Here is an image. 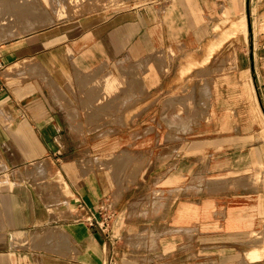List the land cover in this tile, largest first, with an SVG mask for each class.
I'll list each match as a JSON object with an SVG mask.
<instances>
[{
  "label": "crops",
  "instance_id": "crops-1",
  "mask_svg": "<svg viewBox=\"0 0 264 264\" xmlns=\"http://www.w3.org/2000/svg\"><path fill=\"white\" fill-rule=\"evenodd\" d=\"M247 3L249 35H212L246 29ZM0 58V264H264V0H150L0 42ZM130 66L136 120L68 119L78 77L125 87ZM123 157L136 182H118ZM78 200L113 213L112 243Z\"/></svg>",
  "mask_w": 264,
  "mask_h": 264
},
{
  "label": "rangeland",
  "instance_id": "rangeland-1",
  "mask_svg": "<svg viewBox=\"0 0 264 264\" xmlns=\"http://www.w3.org/2000/svg\"><path fill=\"white\" fill-rule=\"evenodd\" d=\"M63 1L64 2H62V0L61 2L60 0L59 1L0 0V42L9 41L26 34L38 32L49 26L56 25L66 20L87 17L98 12L100 15H103L106 10L107 11L110 9L123 10L130 6H137L140 4H144L147 1L149 2L150 0H63ZM78 1L80 2L75 3ZM38 3L39 6L41 5V8L37 6ZM58 5H60V7L62 6L63 9L62 7L61 8L57 7ZM64 5H66V7H64ZM42 6L45 8L42 9ZM72 6L73 7L75 6L77 8L74 7L73 9ZM67 7H69V11ZM28 9L30 11L29 13H27ZM38 9L39 10L42 9V10L38 12ZM63 10H66L67 13ZM42 14L46 16L42 17ZM34 16L36 17V19L38 17L39 21L36 20ZM51 18L52 20H49ZM10 19L11 21H9ZM233 21L234 20L216 22L212 30V35L215 37L222 36L228 38L239 35H245V36L249 35V27L247 23H246V29H239V31H237L236 33L233 34L230 33L229 31H231L230 28ZM33 24L35 25L32 26ZM9 25H18V27L10 28ZM160 55H161L159 57L160 59L161 58L166 59L165 53H161ZM168 55H169L168 61L170 62L169 64H172L171 60L174 59L173 56L174 54L171 51ZM155 61L156 59L153 62ZM130 68L131 66L127 71L125 70V73H123L125 75V80L127 84L125 87L123 86V84L122 85L114 84L116 85L115 88L114 85L109 83L112 78L114 79V77L112 75V72H109L108 70H104V69H100L90 74L89 76L78 77V79L75 81V85L73 86L72 91L70 92V99H68L69 101L68 104H71L74 107L64 108L63 110L67 114L68 119L85 120L83 125V129H84L83 131L85 133L91 132L98 128L102 129L104 127H107L105 123H102L103 121L107 122L109 117L118 118L119 116L123 115L124 112H127L132 122L136 120V118L139 116L141 111L140 95L142 93L141 91L142 85L139 78V72L137 71L132 72L130 71ZM108 86L110 89L108 88ZM96 121H100L101 124H94L92 126V124ZM104 134H106V132ZM125 158L123 157L122 159H120L118 165L116 164L117 169L120 170V172L119 171L116 172L118 182L123 183L125 180L127 182H136L139 178V173L135 171L125 170V166L128 167L126 163L130 164L129 157L127 159ZM105 166L106 164L102 165L101 167H105ZM34 174L35 173L32 171L31 172L28 171L27 177L28 178L37 177L43 179V177L46 176V174L44 175L43 172H39V171H36V174L35 175ZM58 175H60V173H58ZM14 176L16 177L18 176L19 179H22V175L15 174ZM193 181L195 182V185H192L193 187L186 189V191L195 194L203 192L205 183L203 181L202 176L195 177ZM69 215L71 216V213H69ZM119 239L120 238H117V240ZM157 242L153 240V245L155 246ZM199 256H202V254L195 255L196 257L195 260L197 261L202 260V257Z\"/></svg>",
  "mask_w": 264,
  "mask_h": 264
},
{
  "label": "built area",
  "instance_id": "built-area-1",
  "mask_svg": "<svg viewBox=\"0 0 264 264\" xmlns=\"http://www.w3.org/2000/svg\"><path fill=\"white\" fill-rule=\"evenodd\" d=\"M5 69V64L0 58V73ZM78 208L84 212L85 221L90 227L97 228L101 233L106 235L107 240L112 243L111 228L113 224V213L108 208L101 207L98 210L93 209L85 202L78 200ZM110 260H113L111 257Z\"/></svg>",
  "mask_w": 264,
  "mask_h": 264
},
{
  "label": "bare ground",
  "instance_id": "bare-ground-1",
  "mask_svg": "<svg viewBox=\"0 0 264 264\" xmlns=\"http://www.w3.org/2000/svg\"><path fill=\"white\" fill-rule=\"evenodd\" d=\"M57 1H59V0H57ZM60 2H61V0H60ZM62 2H64V1L62 0ZM67 2H68V1H67ZM73 2H74V1H73ZM79 2H80V1L75 2V3H79ZM49 3H50V1H49ZM56 3H58V2H56ZM69 3H70V1H69ZM62 4H63V3H62ZM65 4H66V1H65ZM68 5H69V4H68ZM37 6H39V3H38ZM55 6H56V5H55ZM76 6H77V5H76ZM78 6H79V5H78ZM39 7L41 8V5H40ZM57 7H60V5H58ZM61 7H62V6H61ZM61 7H60V8H61ZM64 7H66V5H64ZM72 7H73V6H72ZM74 7H75V6H74ZM74 7H73V9H74ZM43 8H45V7L42 6V9H43ZM70 8H71V7H70ZM75 8H77V7H75ZM36 9H37V8H36ZM42 9H40V10H42ZM57 9H58V8H57ZM62 9H63V7H62ZM67 9H68V11H69V7H67ZM71 9H72V8H71ZM40 10L38 9V12H39ZM45 10H46V9H45ZM60 10H61V9H60ZM35 11H36V10H35ZM57 11H58V10H57ZM57 11H56V12H57ZM63 11L66 12V10H63ZM81 11H82V10H81ZM29 12H30V11H29V9H28L27 13H29ZM79 12H80V11H79ZM33 13H34V12H33ZM40 13H41V12H40ZM59 13H60V12H59ZM62 13H63V12H62ZM66 13H67V12H66ZM69 13H70V12H69ZM74 13H75V12H74ZM70 14H71V13H70ZM72 14H73V13H72ZM28 15H29V14H28ZM28 15H27V18H28ZM59 15H60V14H59ZM62 15H63V14H62ZM65 15H66V14H65ZM38 16H39V15H38ZM43 16H46V15L42 14V17H43ZM34 17H35V16H34ZM49 17H50V16H49ZM9 18H10V17H9ZM46 18H47V17H46ZM5 19H6V18H5ZM12 19H14V18H12ZM35 19H36V17H35ZM40 19H42V18H40ZM7 20H8V19H7ZM36 20L39 21V18L37 17ZM49 20H52V18L49 19ZM49 20H48V21H49ZM9 21H11V19H10ZM38 21H37V22H38ZM34 25H35V24H33L32 26H34ZM5 37H6V36H5ZM186 68H187V66H186ZM111 78H112V77H111ZM107 80H108V78H107ZM109 80H110V79H109ZM107 82H108V81H107ZM109 83H111L112 85H114V84L117 85V84H119V81H118L117 78H114V79L112 78L111 81H110ZM105 84H106V83H105ZM112 85H111V86H112ZM116 85H114L115 88H116ZM111 86H110V87H111ZM108 88H109V86H108ZM109 89H110V88H109Z\"/></svg>",
  "mask_w": 264,
  "mask_h": 264
},
{
  "label": "water",
  "instance_id": "water-1",
  "mask_svg": "<svg viewBox=\"0 0 264 264\" xmlns=\"http://www.w3.org/2000/svg\"><path fill=\"white\" fill-rule=\"evenodd\" d=\"M247 18H248V27H249V33H250L251 22H250V13H249V3H247Z\"/></svg>",
  "mask_w": 264,
  "mask_h": 264
}]
</instances>
